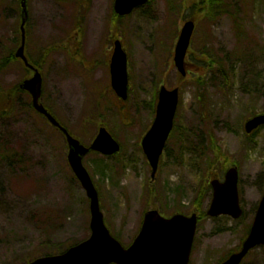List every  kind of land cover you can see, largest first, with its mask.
I'll return each mask as SVG.
<instances>
[{
    "label": "rangeland",
    "instance_id": "374dc122",
    "mask_svg": "<svg viewBox=\"0 0 264 264\" xmlns=\"http://www.w3.org/2000/svg\"><path fill=\"white\" fill-rule=\"evenodd\" d=\"M114 1H27L26 50L44 79L43 102L86 145L101 125L121 144L115 156L84 159L117 240L129 246L153 204L168 217L198 212L191 264H220L241 247L264 194V126L245 131L249 119L264 114V0H219L228 13L212 21L197 13L199 0H151L123 18ZM19 2L0 0V151H7L0 154V264L57 254L91 234L90 201L63 136L16 89L30 75L14 58ZM188 19L196 29L182 76L174 55ZM116 39L128 56L126 101L111 86ZM162 86L178 89L180 101L152 180L141 142ZM234 166L245 214L210 217L211 181H223ZM244 264H264V247Z\"/></svg>",
    "mask_w": 264,
    "mask_h": 264
},
{
    "label": "water",
    "instance_id": "95a60500",
    "mask_svg": "<svg viewBox=\"0 0 264 264\" xmlns=\"http://www.w3.org/2000/svg\"><path fill=\"white\" fill-rule=\"evenodd\" d=\"M149 0H115V12L119 16L131 14L134 9L146 5ZM23 20L21 24V46L16 57L34 69L25 55L26 22L28 18L27 0H21ZM195 30V23H185L175 51V64L183 76L186 75L185 58ZM127 54L120 41L115 42L112 58V86L122 99L128 97ZM43 80L38 70L35 75L24 81L21 88L28 91L33 98V107L43 114L54 126L61 129L69 144V164L86 190L90 199L91 236L88 240L76 245L66 252L38 258L28 264H190V257L198 226L196 214L185 216L176 214L170 218L163 217L159 211H148L144 216L142 229L132 245L125 248L116 240L106 226L100 207L99 192L92 177L83 164V158L91 151L112 156L120 151L119 143L104 127L90 147L84 146L61 126L55 117L41 103ZM179 103V91L163 87L159 94V103L155 121L142 141L144 152L152 167V178H155L159 160L174 126V119ZM264 126V114L250 119L245 130L248 134ZM239 172L231 168L225 176V182H212L214 198L208 215H221L239 219L243 215L238 191ZM259 246H264V196L257 211L254 223L247 239L239 252L232 254L222 264H241L248 253Z\"/></svg>",
    "mask_w": 264,
    "mask_h": 264
},
{
    "label": "trees",
    "instance_id": "16d2710c",
    "mask_svg": "<svg viewBox=\"0 0 264 264\" xmlns=\"http://www.w3.org/2000/svg\"><path fill=\"white\" fill-rule=\"evenodd\" d=\"M19 6H20V3H18V7ZM172 6H173V8H175V7L178 8L181 5H179V3H178V5H172ZM195 7H196V3H195V5H193V8H195ZM20 11H21V9H20ZM197 13L202 14L203 17L207 19V21H212V20L217 19L222 14L228 13V11L225 10V6L222 3H220L219 0H199V3H197ZM35 65L38 66L37 63H35ZM2 66L4 67L5 64H2ZM2 152L7 153V151H2ZM2 152L0 151V154ZM198 204H200V203H198ZM247 234L248 233L245 234L244 238L247 236Z\"/></svg>",
    "mask_w": 264,
    "mask_h": 264
}]
</instances>
